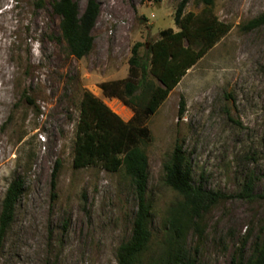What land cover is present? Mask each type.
Here are the masks:
<instances>
[{
	"label": "rangeland",
	"instance_id": "obj_1",
	"mask_svg": "<svg viewBox=\"0 0 264 264\" xmlns=\"http://www.w3.org/2000/svg\"><path fill=\"white\" fill-rule=\"evenodd\" d=\"M54 1L0 0V212L12 180L25 183L0 264H118L117 251L133 233L136 190L124 169L74 168L81 102L89 91L125 122L132 118L100 85L128 76L136 44L143 55L161 31H179L180 1L97 0L94 47L82 59L62 37ZM74 1L86 9L88 0ZM203 9L189 0L185 14ZM213 13L231 31L146 121L150 253L164 239L168 209L182 200L164 171L179 142L194 185L226 196L204 214L202 235L190 232L188 250L197 264H233L264 236V25L242 29L264 13V0H214Z\"/></svg>",
	"mask_w": 264,
	"mask_h": 264
},
{
	"label": "trees",
	"instance_id": "obj_2",
	"mask_svg": "<svg viewBox=\"0 0 264 264\" xmlns=\"http://www.w3.org/2000/svg\"><path fill=\"white\" fill-rule=\"evenodd\" d=\"M160 2L162 0H144ZM175 24L179 31L166 29L160 39L151 44L145 54H140L141 43L132 48L128 76L122 80L105 82L100 89L107 98L121 100L133 111L132 118L125 122L106 104L86 91L77 124V140L73 166L84 169L102 165L109 172L124 169L131 179L138 199V211L132 237L117 251L118 264H197L187 247L191 231L203 233L204 214L226 196L193 183L192 170L182 144H176L169 161L164 166L166 184L182 198L167 211L166 233L157 251L150 253L153 242L152 209L147 200L148 156L143 145L151 140L146 121L157 113L187 72L194 67L230 31L214 15V0H198L204 5L196 15L185 14L189 0H179ZM53 11L60 19V29L70 53L77 59L86 57L94 47L92 31L100 15L97 0H88L81 12L74 0H56ZM264 25V13L245 24L244 31H252ZM155 79L158 84L150 78ZM31 101V98L27 97ZM185 102L181 101L180 114ZM60 161L53 172V188L57 186ZM25 183L21 176L9 184L0 212V251L14 221L16 206L24 194ZM251 183L245 193L251 197ZM233 264H264V236L245 258L239 254Z\"/></svg>",
	"mask_w": 264,
	"mask_h": 264
}]
</instances>
